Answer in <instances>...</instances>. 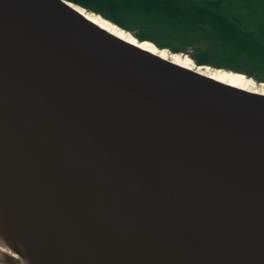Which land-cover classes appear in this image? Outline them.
Segmentation results:
<instances>
[{"label":"water","instance_id":"water-1","mask_svg":"<svg viewBox=\"0 0 264 264\" xmlns=\"http://www.w3.org/2000/svg\"><path fill=\"white\" fill-rule=\"evenodd\" d=\"M68 2L0 0V180L43 263L217 264L169 207L170 170L235 258L264 264V95L121 39Z\"/></svg>","mask_w":264,"mask_h":264},{"label":"trees","instance_id":"trees-1","mask_svg":"<svg viewBox=\"0 0 264 264\" xmlns=\"http://www.w3.org/2000/svg\"><path fill=\"white\" fill-rule=\"evenodd\" d=\"M198 65L264 82V0H69Z\"/></svg>","mask_w":264,"mask_h":264},{"label":"bare ground","instance_id":"bare-ground-1","mask_svg":"<svg viewBox=\"0 0 264 264\" xmlns=\"http://www.w3.org/2000/svg\"><path fill=\"white\" fill-rule=\"evenodd\" d=\"M68 5L72 8L74 7L87 19L113 35L138 45L164 59L172 60L176 64L209 76L217 81L264 95V83H258L242 73H234L207 65H197L189 57L173 53L168 49H160L153 42L147 40L140 42L138 38H135L126 29L102 16L88 12L75 3L68 2ZM140 168L147 176H152L153 168L151 166L141 162ZM163 194L172 212L194 235L217 264H241L229 250L228 245L223 242V230L213 217L212 209L205 204L200 195L170 170L165 172ZM248 240L250 241V237H248ZM0 264H44L30 239L18 206L1 180Z\"/></svg>","mask_w":264,"mask_h":264},{"label":"rangeland","instance_id":"rangeland-1","mask_svg":"<svg viewBox=\"0 0 264 264\" xmlns=\"http://www.w3.org/2000/svg\"><path fill=\"white\" fill-rule=\"evenodd\" d=\"M79 5V4H78ZM81 6V5H80ZM83 7V6H82ZM86 8V7H85ZM89 9L87 8V11H88ZM88 12H94V11H92V10H89ZM97 13V12H96ZM99 14V13H98ZM100 15H102V14H100ZM103 16V15H102ZM106 18V17H105ZM107 20H109L110 22H112V23H114V24H116L115 22H113V21H111L110 19H108V18H106ZM118 25V24H117ZM127 32H129V33H131L132 35H134L131 31H128V30H126ZM135 36V35H134ZM136 37V36H135ZM148 41V40H147ZM151 42V41H150ZM154 43V42H153ZM155 44V43H154ZM156 45V44H155ZM157 46V45H156ZM158 47V46H157ZM160 49H167V48H160ZM169 50V49H168ZM174 53V52H173ZM178 54H182V55H184V56H187V57H189L190 59H192V57L191 56H189L188 54H185V53H178ZM193 60V59H192ZM194 61V60H193ZM195 62V61H194ZM196 63V62H195ZM197 64V63H196ZM198 65V64H197ZM207 66H209V65H207ZM212 67V66H211ZM213 68H216V67H213ZM218 69V68H217ZM221 69H223V68H221ZM227 70V69H226ZM234 72V71H233ZM251 78V77H250ZM252 79H254V78H252ZM255 80V79H254ZM256 81V80H255ZM256 82H258V81H256ZM258 83H264V82H258Z\"/></svg>","mask_w":264,"mask_h":264}]
</instances>
